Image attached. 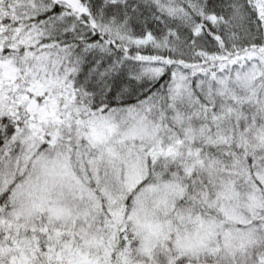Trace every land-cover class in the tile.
Instances as JSON below:
<instances>
[{
    "label": "snow or ice",
    "instance_id": "1",
    "mask_svg": "<svg viewBox=\"0 0 264 264\" xmlns=\"http://www.w3.org/2000/svg\"><path fill=\"white\" fill-rule=\"evenodd\" d=\"M0 264H264V0H0Z\"/></svg>",
    "mask_w": 264,
    "mask_h": 264
}]
</instances>
